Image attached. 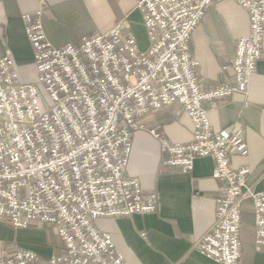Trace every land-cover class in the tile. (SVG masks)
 I'll use <instances>...</instances> for the list:
<instances>
[{
    "label": "built area",
    "instance_id": "built-area-1",
    "mask_svg": "<svg viewBox=\"0 0 264 264\" xmlns=\"http://www.w3.org/2000/svg\"><path fill=\"white\" fill-rule=\"evenodd\" d=\"M219 0H138L147 48L124 20L59 48L43 33V8L23 15L33 51L35 81L19 78L12 54L0 59V223L15 230L53 229L61 251L44 259L22 249L0 264H127L95 219L153 214L157 195L125 175L133 133L152 110L180 105L192 124L189 142L175 144L151 129L167 152L162 164L189 173L196 158L211 157L221 184L214 223L194 249L217 264H238L241 204L254 209V242L264 246V193L246 183L249 169L241 127L215 131L205 104L246 93L264 39V0H233L248 14L247 36L222 69L231 83L203 89L189 42L206 10ZM42 5V4H41Z\"/></svg>",
    "mask_w": 264,
    "mask_h": 264
},
{
    "label": "crops",
    "instance_id": "crops-1",
    "mask_svg": "<svg viewBox=\"0 0 264 264\" xmlns=\"http://www.w3.org/2000/svg\"><path fill=\"white\" fill-rule=\"evenodd\" d=\"M138 0H0V59L8 49L23 82L35 81L33 51L25 35L23 15L41 8L43 33L59 48L81 37L103 32L127 20L139 48H147L146 33L137 10ZM42 4V5H41ZM248 14L233 0H219L205 12L189 42L197 61L196 75L203 89L231 83L233 74L222 69L235 55L236 41L247 36ZM246 93H237L215 104H205L215 131L241 127L249 149L246 157L231 156L234 168L249 169L246 183L264 193V39ZM139 121L143 129L133 133L125 175L138 179L143 191L157 195V210L124 218L95 219L94 225L111 236L127 264H217L194 249V244L215 218V200L221 184L211 177V157L196 158L189 173L162 164L167 152L150 130L171 143H186L192 124L179 105L152 110ZM238 264H264V246L254 242V209L241 204ZM27 249L47 259L61 251L53 229L38 224L15 230L0 223V253Z\"/></svg>",
    "mask_w": 264,
    "mask_h": 264
},
{
    "label": "rangeland",
    "instance_id": "rangeland-1",
    "mask_svg": "<svg viewBox=\"0 0 264 264\" xmlns=\"http://www.w3.org/2000/svg\"><path fill=\"white\" fill-rule=\"evenodd\" d=\"M40 226H41V225H40ZM42 227H44V226H42ZM44 228L49 229V228H47V227H44ZM51 229H52V228H51ZM51 229H50V230H51Z\"/></svg>",
    "mask_w": 264,
    "mask_h": 264
}]
</instances>
